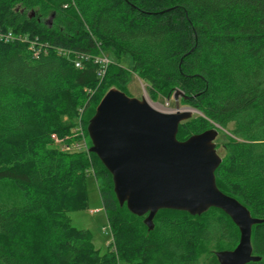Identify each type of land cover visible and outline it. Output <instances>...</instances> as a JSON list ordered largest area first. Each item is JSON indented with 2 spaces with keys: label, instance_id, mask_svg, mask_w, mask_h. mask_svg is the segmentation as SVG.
<instances>
[{
  "label": "trees",
  "instance_id": "16d2710c",
  "mask_svg": "<svg viewBox=\"0 0 264 264\" xmlns=\"http://www.w3.org/2000/svg\"><path fill=\"white\" fill-rule=\"evenodd\" d=\"M132 75L151 101L178 90L199 114L178 124V141L227 132L215 185L264 220V0H0V264H218L215 252L236 246V226L215 208L158 210L147 230L95 155L52 145L51 134L75 140L78 117L85 137L100 98ZM91 175L111 237L102 253L69 217L87 208ZM250 245L259 261L248 264H264V221Z\"/></svg>",
  "mask_w": 264,
  "mask_h": 264
},
{
  "label": "water",
  "instance_id": "95a60500",
  "mask_svg": "<svg viewBox=\"0 0 264 264\" xmlns=\"http://www.w3.org/2000/svg\"><path fill=\"white\" fill-rule=\"evenodd\" d=\"M176 90L174 108L163 113L141 96L130 98L110 88L100 98L87 122L88 153L95 155L111 176L112 191L119 206L152 229L158 210L198 216L209 208L222 211L236 226L239 237L229 251L215 252L218 264H248L259 261L252 255L250 229L263 222L252 218L234 198L221 193L214 182L220 163L213 143L216 129H207L176 139L178 124L188 120L191 108L180 109Z\"/></svg>",
  "mask_w": 264,
  "mask_h": 264
},
{
  "label": "rangeland",
  "instance_id": "374dc122",
  "mask_svg": "<svg viewBox=\"0 0 264 264\" xmlns=\"http://www.w3.org/2000/svg\"><path fill=\"white\" fill-rule=\"evenodd\" d=\"M104 55V54H103ZM106 56V55H105ZM108 58V56H106ZM119 63L125 69H129L130 60L128 56H122L119 60ZM123 92L126 96L130 98L140 99L141 96L147 97V99L154 105V109L163 112L170 113L174 108L173 99L170 97L169 100L158 97L156 101H151L146 92L144 83L138 80L135 76H131L129 78L128 83L125 85ZM177 96V100H178ZM180 109L187 108L186 106H182L177 102ZM195 111V110H194ZM194 115H199L196 111L191 113L192 118ZM213 129H216L217 136L214 139L213 143L215 145V150L217 155L222 157V148L221 144L224 140V136L228 135L225 130L218 132V128L214 126ZM85 145L87 147L90 146V141L88 139L87 134L85 137L83 136ZM56 148L62 150V144H54ZM63 151V150H62ZM6 181H0V186L4 184ZM7 184V183H6ZM101 185V180L97 176L94 178L92 175L88 176L85 180L86 187V195H87V208L84 210L74 211L69 213L71 225L77 229L87 230L91 237V243L93 247L102 253L106 246L110 243L111 237L110 232L106 223L105 215L101 207V202L98 196V187ZM1 196L7 197L11 200H16L17 195L15 196L13 192L9 191L7 188L1 190ZM16 204V203H14Z\"/></svg>",
  "mask_w": 264,
  "mask_h": 264
},
{
  "label": "built area",
  "instance_id": "2783aa9c",
  "mask_svg": "<svg viewBox=\"0 0 264 264\" xmlns=\"http://www.w3.org/2000/svg\"><path fill=\"white\" fill-rule=\"evenodd\" d=\"M10 37L11 36L9 34H7V35H5L4 39H9ZM29 44H30L31 48L33 49V51H32L33 56H36L37 55V50H36L37 46H35L36 45L35 42L31 41ZM92 59H93L92 60L93 63L96 64V66H97V76L102 77V75L104 74L106 66L109 64L108 58L103 54H99L98 56L93 57ZM73 65L75 68H80L81 67V61L77 58L74 60ZM83 136L84 135H83L82 126L80 124L79 117H78L76 119V126L73 129V138H75V140L71 141L68 145H66V144L62 143V140L57 139L54 134H51L50 138L54 144L61 143L63 151H68V152L81 151V152L87 153L88 147L85 145V141H84Z\"/></svg>",
  "mask_w": 264,
  "mask_h": 264
},
{
  "label": "bare ground",
  "instance_id": "6f19581e",
  "mask_svg": "<svg viewBox=\"0 0 264 264\" xmlns=\"http://www.w3.org/2000/svg\"><path fill=\"white\" fill-rule=\"evenodd\" d=\"M144 99H145V97H144ZM145 101H146L150 106L154 107V105H152V103L147 99V97H146Z\"/></svg>",
  "mask_w": 264,
  "mask_h": 264
}]
</instances>
